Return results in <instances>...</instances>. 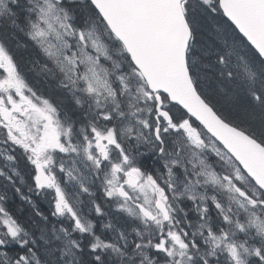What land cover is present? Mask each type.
Listing matches in <instances>:
<instances>
[{"label": "snow or ice", "instance_id": "1", "mask_svg": "<svg viewBox=\"0 0 264 264\" xmlns=\"http://www.w3.org/2000/svg\"><path fill=\"white\" fill-rule=\"evenodd\" d=\"M0 264H264V0H0Z\"/></svg>", "mask_w": 264, "mask_h": 264}, {"label": "trees", "instance_id": "2", "mask_svg": "<svg viewBox=\"0 0 264 264\" xmlns=\"http://www.w3.org/2000/svg\"><path fill=\"white\" fill-rule=\"evenodd\" d=\"M15 52H16L17 56H19V54H21V53L24 52V49H22V48H21V49H16ZM30 67H31V65H29V68H30ZM28 75H29L30 80H39V79H42V77H38V76H36L35 73H32V72H29ZM40 91H41V92H44V89L42 88ZM67 103H68V101L65 100V104H67ZM25 191H27L26 188H25ZM29 195H31V194H29ZM33 199L36 201V203L40 206V208H41L42 210H44L45 212H48V211H49L50 205L48 204V200L51 199L50 196L47 197V198H45V197L33 196ZM98 202H101V201H98ZM20 204H21V201H20L19 199H16L14 204L11 203V202L9 203V208H10V210H12V211H16V210H17V209H16V205H20ZM85 211H87V209H85ZM26 215H27V213H25V216H26ZM22 218H23V217H22ZM89 219L92 220V222H93L94 224H97V223H98V218H97L94 214L91 215V216H89ZM104 220H105V221L108 220V216H106V217L104 218ZM108 221H109V220H108ZM97 231L99 232L100 229L97 228Z\"/></svg>", "mask_w": 264, "mask_h": 264}, {"label": "rangeland", "instance_id": "3", "mask_svg": "<svg viewBox=\"0 0 264 264\" xmlns=\"http://www.w3.org/2000/svg\"><path fill=\"white\" fill-rule=\"evenodd\" d=\"M110 219H111V217H108V220H110ZM108 220H107V221H108ZM107 221H106V222H107Z\"/></svg>", "mask_w": 264, "mask_h": 264}]
</instances>
